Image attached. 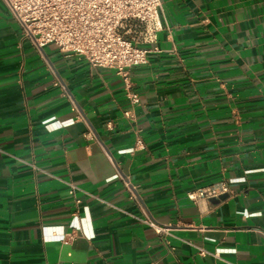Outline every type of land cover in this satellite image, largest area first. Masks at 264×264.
<instances>
[{"label": "crops", "instance_id": "crops-1", "mask_svg": "<svg viewBox=\"0 0 264 264\" xmlns=\"http://www.w3.org/2000/svg\"><path fill=\"white\" fill-rule=\"evenodd\" d=\"M161 21L128 86L22 40L0 0V264H264V0H162Z\"/></svg>", "mask_w": 264, "mask_h": 264}, {"label": "built area", "instance_id": "built-area-1", "mask_svg": "<svg viewBox=\"0 0 264 264\" xmlns=\"http://www.w3.org/2000/svg\"><path fill=\"white\" fill-rule=\"evenodd\" d=\"M2 1L18 23L22 40L39 51L53 44L61 53L83 58L94 68L113 70L128 86L130 70L148 63L149 56L157 52L151 46L163 30L162 0ZM55 85L61 86L58 80ZM127 97L132 105L139 104L136 94L128 92ZM125 116L133 117L129 112ZM124 185L138 202L130 181L124 180ZM69 187L74 194L77 187ZM227 192V186L219 183L187 197L195 202ZM142 211L143 218H136L142 225L157 235H169L168 228L158 224L145 208ZM200 254L206 252L200 250Z\"/></svg>", "mask_w": 264, "mask_h": 264}, {"label": "water", "instance_id": "water-1", "mask_svg": "<svg viewBox=\"0 0 264 264\" xmlns=\"http://www.w3.org/2000/svg\"><path fill=\"white\" fill-rule=\"evenodd\" d=\"M227 198H228V194H224V195L220 196L219 198L211 199V202L218 204V203L226 200Z\"/></svg>", "mask_w": 264, "mask_h": 264}]
</instances>
